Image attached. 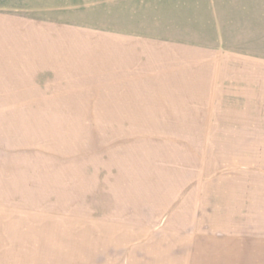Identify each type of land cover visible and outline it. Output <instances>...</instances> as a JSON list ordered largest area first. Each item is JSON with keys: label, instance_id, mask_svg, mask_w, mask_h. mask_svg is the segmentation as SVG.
<instances>
[{"label": "rangeland", "instance_id": "obj_1", "mask_svg": "<svg viewBox=\"0 0 264 264\" xmlns=\"http://www.w3.org/2000/svg\"><path fill=\"white\" fill-rule=\"evenodd\" d=\"M233 56L264 0H0V264H264V61Z\"/></svg>", "mask_w": 264, "mask_h": 264}, {"label": "crops", "instance_id": "obj_2", "mask_svg": "<svg viewBox=\"0 0 264 264\" xmlns=\"http://www.w3.org/2000/svg\"><path fill=\"white\" fill-rule=\"evenodd\" d=\"M231 59L245 60V61H248V62L264 61L263 57H254V56H233ZM257 69L253 66V67H248L246 70L244 69V71L247 72V71L251 70L252 72L258 73L259 70H257Z\"/></svg>", "mask_w": 264, "mask_h": 264}]
</instances>
